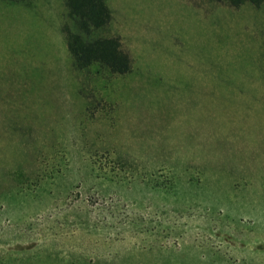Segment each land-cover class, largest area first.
I'll use <instances>...</instances> for the list:
<instances>
[{
  "label": "rangeland",
  "instance_id": "rangeland-1",
  "mask_svg": "<svg viewBox=\"0 0 264 264\" xmlns=\"http://www.w3.org/2000/svg\"><path fill=\"white\" fill-rule=\"evenodd\" d=\"M106 1L122 75L0 0V264H264V5Z\"/></svg>",
  "mask_w": 264,
  "mask_h": 264
},
{
  "label": "trees",
  "instance_id": "trees-1",
  "mask_svg": "<svg viewBox=\"0 0 264 264\" xmlns=\"http://www.w3.org/2000/svg\"><path fill=\"white\" fill-rule=\"evenodd\" d=\"M213 1L233 7L247 3L255 6L264 5V0ZM63 5L64 19L60 29L73 65L87 74L90 73L92 66H95L97 71L105 69L107 73L114 75L125 74L131 69L130 57L121 47L119 37L105 34L104 29L112 18L106 0H63ZM95 88L92 87V90Z\"/></svg>",
  "mask_w": 264,
  "mask_h": 264
}]
</instances>
